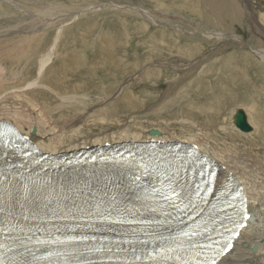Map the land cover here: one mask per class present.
<instances>
[{
	"label": "rangeland",
	"instance_id": "obj_1",
	"mask_svg": "<svg viewBox=\"0 0 264 264\" xmlns=\"http://www.w3.org/2000/svg\"><path fill=\"white\" fill-rule=\"evenodd\" d=\"M263 17L264 0H1V41L21 39L33 27L42 34L21 59L0 55L9 68L0 91V122L14 121L15 113L30 117L32 131L41 130L46 142L64 141L57 144L63 152L53 155L132 142L94 143L122 130L141 137L158 130L163 138L154 142L191 144L188 139L196 137L224 171L247 175L242 188L256 184L253 194H263L258 210L250 212L262 217L264 62L250 48L264 51ZM238 40L248 48L227 49L200 71L192 67ZM49 51L51 61L41 73L40 59ZM238 110L246 113L251 133L235 127ZM38 116L49 124L40 125ZM20 119L27 128L28 119ZM238 176L232 175L236 184ZM263 228L254 224L242 231L221 264H264Z\"/></svg>",
	"mask_w": 264,
	"mask_h": 264
},
{
	"label": "bare ground",
	"instance_id": "obj_2",
	"mask_svg": "<svg viewBox=\"0 0 264 264\" xmlns=\"http://www.w3.org/2000/svg\"><path fill=\"white\" fill-rule=\"evenodd\" d=\"M1 1V0H0ZM3 1V0H2ZM9 2V1H8ZM6 3H7V1H6ZM113 5H114V7H116V8H118V9H120V8H122V7H120V6H117V5H115L114 3H113ZM47 5H45V7H46ZM136 10H139L140 12H142L141 14L142 15H144V16H146L149 20H151V22H156V18H155V16L153 15V14H151L149 11H147V10H145V9H143V8H136ZM264 18V17H263ZM50 20V19H49ZM61 23V22H60ZM158 24V23H157ZM33 26V25H32ZM44 26V25H43ZM157 26V25H156ZM18 27H20V26H18ZM180 29V28H179ZM40 30L41 29H39V30H37V28H35V27H33V28H31L30 30H28L27 32H25L24 33V37L23 38H21V39H10V40H8V41H6V42H3V41H1L0 40V55H4L3 53L5 52V55L4 56H6V59L5 60H7V58L8 59H21L23 56H25L26 54H28V50H29V48H31V45H32V42L37 38V36H39L40 34H42V33H40ZM184 31H186V30H184ZM44 35V34H43ZM41 36V35H40ZM39 36V37H40ZM206 36L208 37V38H217V39H222V38H225L226 36L224 35V34H222V33H212V34H210V33H208V34H206ZM38 37V38H39ZM238 41H242V40H238ZM241 44H244V43H242L241 42ZM241 44H239V45H237L236 44V46H241L242 48H243V45H241ZM235 45V44H234ZM89 46V45H88ZM56 47L57 46H55L54 47V49H53V51L56 49ZM247 48V47H246ZM222 48H217V49H215V50H217V51H219V50H221ZM256 55H259V57H261V60H262V62H264V51H262V50H255V49H253V47L252 48H250ZM4 51V52H3ZM30 51V50H29ZM214 51V50H213ZM213 51H211L210 52V54L213 52ZM53 53V52H52ZM52 53H51V51H49L48 53H46V54H44L43 55V57L40 59V72L42 73L44 70H45V68L49 65V63H50V61H51V58H52ZM210 54H208L207 56H206V58L205 59H202V60H200V62H197V63H194V64H192V67L194 68V69H196V71L197 70H199V69H201V67L203 66V64H205L206 62H207V60L209 61L210 59V57H211V55ZM215 56H217V55H215ZM214 56V57H215ZM0 58H3V57H0ZM212 58V57H211ZM5 62V61H4ZM3 61H1L0 60V91L2 90V85H3V82L7 79V76H6V71H8V69H7V67L3 64L4 63ZM11 62V61H10ZM6 63V62H5ZM190 65V64H189ZM188 66V65H187ZM190 67V66H189ZM203 68V67H202ZM188 69V68H187ZM190 69H192V68H190ZM190 71V70H189ZM200 71V70H199ZM191 72V71H190ZM196 72H194V74H195ZM186 76V75H185ZM184 75H183V78L185 77ZM190 76V75H189ZM189 76H187V77H189ZM182 77V76H181ZM181 77H179V78H181ZM186 78V77H185ZM180 80V79H179ZM182 80V79H181ZM180 82V81H179ZM181 83V82H180ZM35 84V82H33V83H30L29 84V86H31V85H34ZM127 86V85H126ZM13 95V94H12ZM17 96V95H16ZM13 97V96H12ZM8 98V97H7ZM119 102V101H118ZM255 102V101H254ZM126 105V104H125ZM251 108H255V105H253ZM41 110V109H40ZM119 110V109H118ZM117 110V111H118ZM254 110V109H253ZM39 112H41L42 113V111H39ZM45 112V111H44ZM16 115V116H15ZM15 115H14V117H13V120L15 121H11V122H13L15 125H12V124H9V125H12V126H15L19 131H21L24 135H28L29 137H30V140L33 142V143H35V145H37V147L40 149V151L42 152V153H46V154H48L49 152H52V154L51 155H53V153H60V152H63L62 151V148L61 147H57V144H62V142H60V141H63V140H59L58 142H54V141H52V140H49L48 142H46L45 141V139H43V137H40V132H41V130H40V132H39V134H37L38 133V130H36V134H31V131H32V128H33V124L31 123V118L30 117H24L22 114H16L15 113ZM22 115V116H21ZM43 116H46V115H44V113H43ZM43 116H41V118L39 119V116H38V121H39V124L40 125H46V124H49L48 123V120H46V119H44L43 118ZM48 118H49V116H47ZM20 118H25V119H28V123H26L25 125H27V128H25V126H24V122L22 123L21 122V119ZM232 118V117H231ZM23 120V119H22ZM49 120H50V118H49ZM69 120V119H68ZM5 121H9L10 122V120H5ZM6 122V123H7ZM10 122V123H11ZM18 122V123H17ZM49 122H51V121H49ZM55 123V122H54ZM51 124V123H50ZM38 127V126H37ZM124 129V128H123ZM34 130V129H33ZM52 130V129H51ZM152 131V130H151ZM150 131V132H151ZM155 131H158V130H155ZM158 132H160V131H158ZM121 133V134H120ZM119 134V135H118ZM134 133H130V132H128V131H121V132H115V134L113 133L110 137H109V139L107 140H104V137L101 139V140H99V139H97V140H95L94 141V143H99V144H102V143H104V144H106L107 142L108 143H111V141H113V142H118V141H123L124 139H129L130 141H132V142H136V141H133V140H140V141H144L143 143H147V142H150V141H153V140H158V139H162L163 137H159V136H151L150 134H148V135H146L145 137H141L140 135H133ZM138 134H140V133H138ZM142 134V133H141ZM160 136H161V132H160ZM191 137H193V136H191ZM190 137V139H188V141H190L191 142V144L192 143H195L200 149H202V145L197 141V139H196V137H195V139H194V137L193 138H191ZM54 139V138H53ZM94 139V138H93ZM176 140H178V139H176ZM184 140V139H183ZM90 141H92V140H90ZM161 141V140H160ZM181 141V140H180ZM185 141H187V140H185ZM64 142V141H63ZM161 142H163V140L161 141ZM167 142V141H166ZM90 143V142H89ZM165 143V142H164ZM189 143V142H188ZM119 144V143H118ZM193 145V144H192ZM72 146V145H71ZM99 147V146H98ZM73 148V147H72ZM76 148H78L79 149V147H76ZM74 149H75V147H74ZM73 149V150H74ZM72 150V151H73ZM65 152H68L69 150L67 149V151L66 150H64ZM206 151V150H205ZM207 152V151H206ZM216 154H218V153H216ZM217 156V155H216ZM218 158V157H217ZM223 160V158H220V160ZM218 162H220V161H218ZM220 173H219V175L222 177V179H223V181L225 182V185H226V182L228 181V179H229V176L231 175V174H229L230 172H232L233 174L232 175H234V174H236V175H239L238 176V179H237V184L239 185V186H243L244 184H245V182H246V178H247V175L245 174V173H241V171H240V173H238L237 172V170H233L232 171V169H230V170H227V171H229V173L228 172H226V171H224L225 169H223V167L222 166H220ZM229 169V168H228ZM237 172V173H236ZM231 175V176H232ZM236 184V185H237ZM237 185V186H238ZM256 184H253L252 185V188H250V189H244L243 188V192H244V195H248V197H249V199H250V203H249V210H258V207H256V202L258 201V199H260L259 197L261 196V194H263V193H257V195H254L253 193L256 191L255 189H256ZM261 189H263V188H261ZM253 195H254V197H253ZM15 200L16 201H19V202H25V199L24 198H21L20 196H15ZM259 202V201H258ZM258 204V203H257ZM260 204V203H259ZM260 207V206H259ZM261 211H263L262 213H263V216L262 217H254V216H252V218H250V221L248 222V224H247V226H246V228L244 229V230H248L250 227L252 228V226H254V224L255 225H260L261 226V228H262V226L264 225V209H261ZM261 213V214H262ZM38 222L36 221V220H32V221H30V222H28V224L29 225H36ZM257 227V226H256ZM260 231H262V230H260ZM263 237H264V228H263Z\"/></svg>",
	"mask_w": 264,
	"mask_h": 264
},
{
	"label": "snow or ice",
	"instance_id": "obj_3",
	"mask_svg": "<svg viewBox=\"0 0 264 264\" xmlns=\"http://www.w3.org/2000/svg\"><path fill=\"white\" fill-rule=\"evenodd\" d=\"M152 173L150 171H145L144 175H137L134 177L135 182L137 183V186L140 189V192L143 194L144 199L146 201H154L156 203H163L167 205L168 207H171L175 212L176 216L173 217L171 213L168 214L169 219H176L177 220V227L179 228V231L182 235V237L186 238L185 243L188 245V249H184L183 244L177 243V247L173 248L171 245H168L167 247L162 246L163 244H167L168 237H161L158 241L155 247L152 248L151 252H147V256L150 260L154 262V264H159L160 260H165L168 258H173V255L177 253L178 251H187L195 249L197 250L198 254L203 253L204 250L210 249L211 244H202L200 243L196 237H207L206 232H201L200 227H190V224H195L196 219L203 216V213L205 209L199 208L198 206L193 204L191 201V198L188 197V193L186 191V185L187 181L181 182L179 178L178 173H172L168 174L165 172L162 176L156 175L155 182H150V180L146 179V177H151ZM203 176V173H201ZM210 175V174H209ZM197 191L196 195L200 196L201 192H208L211 189L210 188H201L199 185L196 186ZM29 195V191L27 189V186H25V192H24V199L27 200ZM187 198V203H184L185 199ZM202 200L204 199L203 196L200 197ZM184 203V207L181 208L180 205ZM150 206V205H149ZM231 206V205H230ZM23 207V205H21ZM152 211H155V208H151ZM2 211V209H0ZM111 211V210H109ZM129 215H132V213H129ZM27 219V217H25ZM211 219V217H210ZM123 223H132V220L128 221H118ZM239 226V225H238ZM202 227L204 229H207L208 223H203ZM185 228L188 230L185 231ZM167 231L171 233V229L166 228ZM3 231V228H0V232ZM212 231H215L213 228ZM238 235V233H236ZM135 236V232L132 234ZM147 233H141L140 237L137 238V241L145 246L147 249L150 247V241L143 239L144 236H146ZM210 238V237H207ZM171 239L173 242L177 241L176 236L172 235ZM129 243L132 241L129 240ZM232 247L231 241L226 245V248L230 249ZM224 249H221L223 251ZM133 251L135 252V248H133ZM137 259H140V257H136ZM174 258L180 262V264H187V261H183L182 257L179 255H174ZM0 264H4L3 260L0 259ZM199 264H216V261L214 258L211 260H205L200 261Z\"/></svg>",
	"mask_w": 264,
	"mask_h": 264
},
{
	"label": "water",
	"instance_id": "obj_4",
	"mask_svg": "<svg viewBox=\"0 0 264 264\" xmlns=\"http://www.w3.org/2000/svg\"><path fill=\"white\" fill-rule=\"evenodd\" d=\"M241 42L244 43V44H241ZM236 44H241V45L246 46L248 48V44H246L244 41H238V43H235V45H233V43H227L225 46L220 47V48H222L221 50H219V51L214 50L210 55H211V57H214L215 55H218V54L223 53L227 49H230V48H238L236 46ZM234 125H235V127L240 132H242L244 134H249V133H251L253 131V128H252V126L250 125V123L248 121V117H247L246 113L243 110H238L234 114ZM32 133L33 134H36V128H34V130L32 131ZM150 135L151 136H160V132L155 131V130H152L150 132ZM243 247L244 248H248L249 245L247 243H244L243 244ZM251 250H252V253L255 254L258 251V246L257 245H254L251 248Z\"/></svg>",
	"mask_w": 264,
	"mask_h": 264
}]
</instances>
